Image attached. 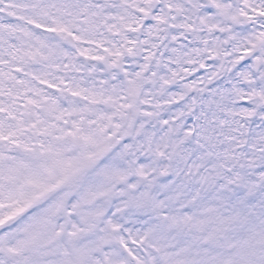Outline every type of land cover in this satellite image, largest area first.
<instances>
[{
  "label": "snow or ice",
  "instance_id": "6c2138e0",
  "mask_svg": "<svg viewBox=\"0 0 264 264\" xmlns=\"http://www.w3.org/2000/svg\"><path fill=\"white\" fill-rule=\"evenodd\" d=\"M0 264H264V0H0Z\"/></svg>",
  "mask_w": 264,
  "mask_h": 264
}]
</instances>
